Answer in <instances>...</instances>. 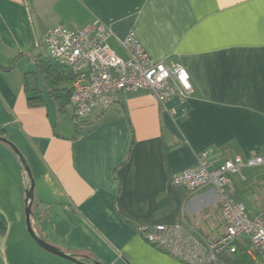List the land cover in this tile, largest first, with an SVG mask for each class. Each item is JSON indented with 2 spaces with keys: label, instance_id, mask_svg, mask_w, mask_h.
<instances>
[{
  "label": "crops",
  "instance_id": "1",
  "mask_svg": "<svg viewBox=\"0 0 264 264\" xmlns=\"http://www.w3.org/2000/svg\"><path fill=\"white\" fill-rule=\"evenodd\" d=\"M98 22L112 31L118 54L127 56L121 41L134 35L154 61L182 66L193 95L160 105L146 91L120 92L79 130L71 105L60 117L38 70L49 58L44 34ZM28 74L37 92H26ZM0 138L31 169L34 232L79 261L46 251L29 234L31 179L0 141V264H184L137 226L185 223L212 238L223 231L218 193L189 195L171 178L194 168L204 150L214 167L264 155V0H0ZM260 174L264 166L232 174L231 196L244 204L239 186Z\"/></svg>",
  "mask_w": 264,
  "mask_h": 264
},
{
  "label": "built area",
  "instance_id": "2",
  "mask_svg": "<svg viewBox=\"0 0 264 264\" xmlns=\"http://www.w3.org/2000/svg\"><path fill=\"white\" fill-rule=\"evenodd\" d=\"M110 28L102 23L72 30L56 25L47 30L43 44L51 59L68 66L75 75L70 105L80 126L96 110L112 108L120 92L136 90L151 94L160 105L173 97L188 98L194 93L187 71L175 63L156 62L134 35L121 41L124 57L109 44ZM264 166V155H237L214 167L210 150L197 155L194 168L171 178L175 188L189 195L212 188L219 196L223 231L215 238L190 228L187 224L148 227L138 225L141 236L157 249L184 264H228L242 240L249 242V257L254 264H264V219L250 217L243 203L230 193L231 175L242 168Z\"/></svg>",
  "mask_w": 264,
  "mask_h": 264
},
{
  "label": "trees",
  "instance_id": "3",
  "mask_svg": "<svg viewBox=\"0 0 264 264\" xmlns=\"http://www.w3.org/2000/svg\"><path fill=\"white\" fill-rule=\"evenodd\" d=\"M53 60L50 57L41 59L38 61V70L41 75L46 88L49 90L52 98L54 99L58 111V115L64 116L67 112V108L70 105V98L72 89H58L59 85L64 82H73L75 75L72 70L65 64ZM37 77L34 74H28L25 77V90L29 93L38 91ZM37 99L30 100V105L34 106V102ZM79 130V126L77 125ZM34 205V202H33ZM250 250L249 242L242 240L238 252L227 259L228 264H254L252 259L248 255Z\"/></svg>",
  "mask_w": 264,
  "mask_h": 264
},
{
  "label": "water",
  "instance_id": "4",
  "mask_svg": "<svg viewBox=\"0 0 264 264\" xmlns=\"http://www.w3.org/2000/svg\"><path fill=\"white\" fill-rule=\"evenodd\" d=\"M0 141L8 144L13 149V151L18 155L20 162L22 163V166L24 167L25 172L28 174L29 178L31 179V186L29 190L27 191V198H26L27 199L26 200L27 201L26 218H27V228H28L29 234L34 239V241L46 251L54 255H57L59 257H62L64 259H67L69 261L79 263V261L75 257L67 255L66 253L61 251L59 248L39 238L34 232L32 224H31V217H32V206H33L34 196H35V181L33 179L31 169L28 166L24 156L22 155V153L19 151V149L15 145H13L10 141L4 138H0ZM91 264H102V263L98 261H94Z\"/></svg>",
  "mask_w": 264,
  "mask_h": 264
},
{
  "label": "rangeland",
  "instance_id": "5",
  "mask_svg": "<svg viewBox=\"0 0 264 264\" xmlns=\"http://www.w3.org/2000/svg\"><path fill=\"white\" fill-rule=\"evenodd\" d=\"M239 189L243 193L244 204L248 202L256 212L255 217L264 219V174L247 178V183L241 184Z\"/></svg>",
  "mask_w": 264,
  "mask_h": 264
}]
</instances>
